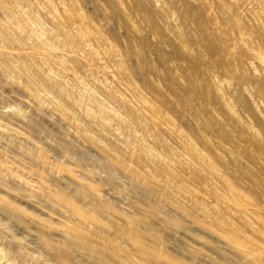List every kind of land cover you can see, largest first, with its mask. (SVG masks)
<instances>
[{
  "label": "rangeland",
  "instance_id": "374dc122",
  "mask_svg": "<svg viewBox=\"0 0 264 264\" xmlns=\"http://www.w3.org/2000/svg\"><path fill=\"white\" fill-rule=\"evenodd\" d=\"M0 264H264V0H0Z\"/></svg>",
  "mask_w": 264,
  "mask_h": 264
}]
</instances>
